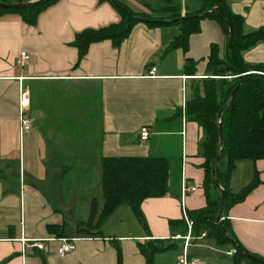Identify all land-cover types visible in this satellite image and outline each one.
<instances>
[{"label": "crops", "instance_id": "0c3cea01", "mask_svg": "<svg viewBox=\"0 0 264 264\" xmlns=\"http://www.w3.org/2000/svg\"><path fill=\"white\" fill-rule=\"evenodd\" d=\"M123 1L157 23L135 24L119 47L110 41L93 44L82 60L74 47L76 34L119 22L121 15L111 3L59 0L45 9L35 26L25 24L19 13H0V264H118V249L121 264H147L143 249L161 241L170 248L156 254L154 264H177L184 241L177 238L183 237L180 228H172L170 222L185 220L187 211L207 206L205 159L199 155L203 132L186 118L185 107L194 80L207 75L212 48L225 57L226 38L217 22L205 19L186 51L167 52L180 28L162 25L160 19L169 18L179 5L183 17L200 5L194 0ZM228 4L244 20L246 32L264 27V0H229ZM22 52L29 56L23 67L17 64ZM187 60L193 62L189 67ZM242 61L264 66V43L243 52ZM152 68H156L154 76L149 75ZM192 69L196 76H190ZM22 91L29 97L26 113L32 118V112L39 111L43 116V139L34 126L20 139ZM94 113H100L102 131L99 147L92 151L96 169L62 171L59 164L69 156L59 152L51 160L56 151L49 148L54 146L47 143L46 132H67L70 139L57 138L62 148L93 146L90 132L98 121ZM143 127L150 132L144 143L140 141ZM77 151L73 157H82L83 152ZM148 156L168 160L169 195L142 203L146 225L129 206L119 207L100 222L103 198L98 164L102 168L104 158ZM87 161L73 160L79 165ZM50 163L56 167L49 170L46 164ZM245 163L236 165L230 179L234 192L252 181L235 190L237 173ZM255 168L262 183L226 213V220L236 247L264 260V161L252 163V179ZM184 186L195 191L184 196ZM219 194V189L212 190L213 198ZM92 210L94 219H90ZM62 239L77 240L76 250L65 257L58 254ZM231 249L200 236L188 253L200 264H235L233 257L225 255Z\"/></svg>", "mask_w": 264, "mask_h": 264}, {"label": "trees", "instance_id": "16d2710c", "mask_svg": "<svg viewBox=\"0 0 264 264\" xmlns=\"http://www.w3.org/2000/svg\"><path fill=\"white\" fill-rule=\"evenodd\" d=\"M59 0H49L26 8H2L0 13L13 11L19 13L22 21L35 26L45 9ZM189 1V0H188ZM200 7L196 11L188 10L185 17L181 14L180 5L169 18H162V25H178L180 33L173 39L167 52L177 49L187 50L189 39L201 30L202 20L210 19L217 22L226 38L225 57L220 58L217 48H212L205 78L194 80L192 94L186 101V118L198 124L203 132L199 143V155L205 159L204 190L207 206L196 211H187L188 219L193 222L192 234L198 238L206 233L205 238L213 240L219 246L230 245L237 250L233 256L235 264H259L236 247L237 240L231 233L226 213L238 203L243 202L262 183L257 169H254L252 181L241 191L230 189V179L239 162H251L254 165L264 161V66L248 65L242 61V53L264 43V27L251 33L246 32L244 20L233 14L229 0H194ZM27 3L30 0H20ZM111 3L121 19L98 29H86L76 34L74 47L79 52V60L86 57L90 46L110 41L119 47L130 35L135 24L141 22L138 17L152 19L144 14L131 10L123 0L118 2L137 16H132L116 7L111 0H99ZM215 9H219L216 12ZM210 12L203 18H190ZM184 18V19H183ZM164 20H173L165 23ZM232 28V49L229 48L230 24ZM233 55L238 66L234 62ZM192 61L187 60L186 67ZM238 69L242 77L238 75ZM187 70V69H186ZM195 75V69L188 71ZM237 92L232 97L234 90ZM222 115L219 118V113ZM222 124V139L219 138ZM222 149V150H221ZM220 157V186L225 192V204L222 213L223 221L218 222L217 216L221 209L222 191L216 184V156ZM170 165L165 158L123 157L104 158L102 160V198L103 207L100 222L109 218L119 207L129 206L142 225H146L142 214V203L147 199L164 198L169 195ZM219 189V197L213 198L212 190ZM94 210L91 218L94 219ZM92 219V220H93ZM180 228V234H187L185 220L171 221L170 226ZM224 228L228 229L227 235ZM63 236L60 234V237ZM170 247L161 242L148 244L143 249L147 264H154V257ZM122 256L118 249V264Z\"/></svg>", "mask_w": 264, "mask_h": 264}, {"label": "rangeland", "instance_id": "374dc122", "mask_svg": "<svg viewBox=\"0 0 264 264\" xmlns=\"http://www.w3.org/2000/svg\"><path fill=\"white\" fill-rule=\"evenodd\" d=\"M18 1H20V0H0V3H14L15 4V3H19ZM38 1H40V0H38ZM158 15H159V13L154 14V17H158ZM31 115H32V118L34 119V123H33L34 129L37 130L38 135H40L41 138L43 139L44 138V135L42 133L43 132V116H42V114L39 111H34V112H32ZM92 117H93V119L96 117L97 120H98L97 121V127L98 128L95 127L94 130L92 132H90V134H91V138L90 139H92L93 143H94L93 146L89 145L86 148H79V147L78 148L77 147H75V148H62V147L59 146L60 142L57 141V138L62 137V139H70V138H68L67 132H65V131H54V132L47 131L46 132V134H48L46 136L47 143L49 141L50 145H52V147L54 146V148H51L48 145L49 148L51 150H55L56 151L55 154H54L55 156L53 155L51 160L54 162V160H56V158H57L56 156L59 155V152L61 154L66 152L67 156H69L68 157V161H66L65 163L59 164L62 171H66L67 169H69V170L76 169V170H81V171H86V170L90 171L91 169H96L94 167V161H95L94 159H95L96 156H94V155L92 156V151L93 152L95 150L97 151V149L99 147L100 139L102 138V131H101V126H100V113L97 114V115H96V113H94ZM74 118H75V116L72 117V120ZM68 133L74 134L73 131H70ZM94 134H97V136L95 137ZM52 141H53V143H52ZM56 144H58V146ZM77 150L83 152L82 157H78V156L77 157H73V155L78 153ZM73 151H75V153ZM74 159H84V160H88V161H87V163H82L81 165H79V164H76L75 162H73ZM245 164L246 165H243L244 169H241L237 173L239 178H238V180H237V182H236V184L234 186L235 190H240L241 188L244 187V185L246 183H248V182H250L252 180V169L250 170L252 163L251 162H247ZM46 166H47V168L49 170H51V169H53V167H56V164L50 163L49 165L46 164ZM86 166H91V167H86ZM248 166L250 167L249 169H248ZM101 169H102L101 168V164L99 163L97 171H100ZM101 185H102V183H101ZM95 197H100V195L98 193H96Z\"/></svg>", "mask_w": 264, "mask_h": 264}, {"label": "built area", "instance_id": "2783aa9c", "mask_svg": "<svg viewBox=\"0 0 264 264\" xmlns=\"http://www.w3.org/2000/svg\"><path fill=\"white\" fill-rule=\"evenodd\" d=\"M29 60V56L26 52H22L20 54L19 59L17 60V64L21 67L25 65V61ZM156 73V68H152L150 71V76H154ZM29 104V97L28 93L25 91H22L20 94V115H19V136L20 139L23 140V138L28 135L33 128V120L32 118L26 113L25 108ZM150 136V132L147 127H143L140 131V141L142 143L146 142ZM188 191H195L194 188L185 187L184 186V196L185 192ZM184 219L187 225V234L183 237H177L181 238L184 241V251L182 255L179 257L177 264H200V260L197 258H191L188 249L191 247V244L193 241L197 240L198 238L194 237L192 234L193 231V222L188 219L187 215L184 213ZM206 233L202 234L201 237H205ZM76 239H62L60 242V247L58 249V254L61 257H65L68 254L72 253L76 250ZM237 254L236 249H231L227 252H225V255L227 257H233Z\"/></svg>", "mask_w": 264, "mask_h": 264}, {"label": "water", "instance_id": "95a60500", "mask_svg": "<svg viewBox=\"0 0 264 264\" xmlns=\"http://www.w3.org/2000/svg\"><path fill=\"white\" fill-rule=\"evenodd\" d=\"M46 1H49V0H40V1H37L35 3L34 2H30V3H15V4L14 3H0V7L7 8V9H9V8H19V9H21V8L29 7L31 5H37L39 3H43V2H46ZM111 1L116 7L120 8L122 11L126 12L127 14L132 15V16H137L133 12H131L130 10H128L125 7H123L117 0H111ZM215 11L219 12V9H215ZM209 13L210 12H206V13H203L201 15L192 16L190 18H203V17H206L207 15H209ZM138 18L141 20V22L157 23V21H154V20H149V19L142 18V17H138ZM228 45H229V48L232 49V28H231V24H230V36H229V39H228ZM233 58H234V62L236 64V66H238L234 55H233ZM238 75H239V77L243 76L239 69H238ZM238 88H239V86L234 90V92L232 94V97H234V95L236 94ZM221 115H222V111L219 113V118L221 117ZM219 138H220V140L222 139V124L220 125ZM221 150L218 152V154L216 156V184L222 191L221 209H220V212H219V214L217 216V220L220 223L222 221L221 217H222V213H223V210H224V204H225V192H224V190H222V188L220 186V157H221ZM224 230H225L227 235H230L228 230H227V228H224ZM240 251H241L242 254L246 255L248 258L252 259L253 261H255V262L259 263V264H264V260L263 259L257 258L255 256H252V255H249V254H246L243 250H240Z\"/></svg>", "mask_w": 264, "mask_h": 264}]
</instances>
